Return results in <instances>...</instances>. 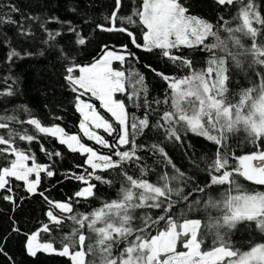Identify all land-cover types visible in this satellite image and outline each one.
Returning a JSON list of instances; mask_svg holds the SVG:
<instances>
[{
  "label": "snow or ice",
  "instance_id": "6c2138e0",
  "mask_svg": "<svg viewBox=\"0 0 264 264\" xmlns=\"http://www.w3.org/2000/svg\"><path fill=\"white\" fill-rule=\"evenodd\" d=\"M126 6L123 13L124 0H113L106 23L93 30L126 36L127 42H105L88 58L82 55L92 43L86 16L24 14L19 6L3 5L19 14L0 12V27H13L21 45L0 40V48L7 44L9 71L18 60L43 58L78 114L76 133L56 122L62 114L45 124L23 103L8 114L5 101L18 95L19 77L3 78L0 201L13 211L35 197L48 206L45 220L29 231L10 217L9 235L23 237L28 257L44 254L67 264H264V191L245 187H264V0H128ZM67 10L81 15L78 6ZM142 57L172 69L143 64L163 82L159 96L146 75L130 67ZM237 86L233 103L229 95ZM152 132L156 139L148 143ZM239 133L251 150L237 155L232 138ZM193 138L212 146L204 178L177 167L163 146L170 141L194 150L184 143ZM48 139L51 150L42 142ZM33 144L47 163L39 162ZM64 150L82 157L75 171L62 174L79 187L55 200V185L43 184L58 175L55 164ZM152 157L166 170L157 172ZM99 185L115 187V198L79 211L77 205L98 198ZM241 232L248 235L246 250L234 240ZM7 239L0 237V264H16L2 242Z\"/></svg>",
  "mask_w": 264,
  "mask_h": 264
},
{
  "label": "trees",
  "instance_id": "16d2710c",
  "mask_svg": "<svg viewBox=\"0 0 264 264\" xmlns=\"http://www.w3.org/2000/svg\"><path fill=\"white\" fill-rule=\"evenodd\" d=\"M127 2L124 0L125 7L122 8L123 13H127ZM3 5H16L19 6L24 14L41 12L43 15H59L65 18H73L75 20H80L85 16L92 22V26L85 24L84 31L90 33V44L89 51L86 54H82L90 58L99 47L107 42L109 45L127 42L126 36H117L115 34H108L100 32L98 30H93L95 23H106L105 17L109 15L112 10L113 0H0V12L9 14L14 18H19V14L9 13L8 7H3ZM78 6L81 10L80 16H75L73 13L69 12L67 9L70 6ZM194 11H199L201 9H193ZM206 11V9H204ZM226 15V13H225ZM54 27V26H53ZM5 37L7 40L13 42L16 46H21L17 44L18 37L14 35V28L11 26L0 27V40H4ZM36 43H39V36L37 37ZM5 44L4 48H0V88L6 87L3 83V78L7 75H12L19 77L18 95L9 98L11 102L5 101V106L9 109L11 114V109L13 105H19L21 103L28 105L32 113L40 118L45 124L53 122L55 114H62L63 120L56 121L65 127L66 131L69 133L77 132V123H78V114H76L70 107L69 101L65 95V90L59 87L58 78L53 73V71L47 66V62L40 57H35L32 59L18 60L16 64L9 71L8 66L3 61V56L5 54ZM87 62V59H85ZM144 63H151L153 66L159 67L165 71H172L171 67L164 68L162 61H157L154 58L142 57L141 64H132L130 67L138 69L143 72L148 78V83L153 89V93L159 96L163 90L164 85L162 81H159L158 78L154 77L145 67ZM237 85L240 82V78H236ZM11 83V81H9ZM244 84H247V81H243ZM239 87H234L229 95V99L234 103L238 97ZM61 102L63 107H60ZM47 105V107L45 106ZM0 114H4L0 112ZM139 114V113H138ZM18 115H21L18 113ZM26 118V117H22ZM20 131H23L24 128H27V125L21 127L20 125H15ZM152 139L148 140V143L153 142L156 139L157 134L155 132L148 134ZM243 134L239 133L232 138V150L236 152L237 155L243 154L246 151L251 150V145H245L243 142ZM111 140V137L109 138ZM140 140H144L143 137ZM43 143L49 148L53 147V141L43 140ZM139 142V141H138ZM189 142L194 144V150L192 148L185 149L184 146L179 143H172L170 141H164L163 146L168 152L169 156L172 158L173 162L177 167L185 170L188 174H193L198 178H204L206 173L204 168L206 167L207 158L212 155V146L203 139H185V145ZM18 144L21 147H26L24 142L18 141ZM91 145V143L89 144ZM58 149H62L63 146L56 145ZM33 150L38 155V160L41 163H47L48 158L41 152H39L38 147L33 144ZM190 154L192 159L189 160V156L185 153ZM202 157L204 159H202ZM82 157L77 154H72L64 150V156L62 159H58L55 164V168L58 172V175L51 180H44V187L50 185H55L51 187L50 197L55 200H65L68 196L74 192L79 185L75 181L62 180V174L68 169L75 171L74 164L80 163ZM192 161H195L199 165V169L195 168L192 164ZM149 163L154 167L157 172L166 170L164 165L159 162L156 157H152L149 160ZM170 170V169H167ZM155 175V174H153ZM58 181H62L59 182ZM245 187L248 190L255 189L256 191H264V187L255 186L245 183ZM19 192V189L17 190ZM222 191V189L220 190ZM116 194V188H109L105 185L98 186V198L92 200L87 204L77 205L79 211H90L95 207H99L103 201L114 199ZM210 195L214 197H219L220 192L216 190H210ZM47 204L39 197H35L31 200L24 201L23 205L16 209L12 210V206L7 202L0 201V237L7 236L6 241H2L5 246V250L11 255L16 264H67L64 258L47 256L40 254L37 258L28 257L22 247L23 237H17L15 233L10 232V217H13L19 225L25 230L29 231L36 228L39 223L45 220L44 213L47 210ZM213 214H216L213 212ZM195 215H203V213H197ZM247 233H238L234 236L237 247H242V250L247 248ZM3 258L0 257V261ZM6 264V262H5Z\"/></svg>",
  "mask_w": 264,
  "mask_h": 264
},
{
  "label": "rangeland",
  "instance_id": "374dc122",
  "mask_svg": "<svg viewBox=\"0 0 264 264\" xmlns=\"http://www.w3.org/2000/svg\"><path fill=\"white\" fill-rule=\"evenodd\" d=\"M109 138H110V137H108V139H109ZM84 142L87 143V144H90V143L92 144V142L87 141V140H85ZM102 151H106V150H102Z\"/></svg>",
  "mask_w": 264,
  "mask_h": 264
}]
</instances>
